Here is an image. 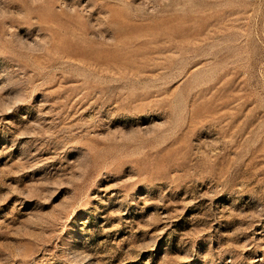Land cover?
<instances>
[{"label": "rangeland", "instance_id": "1", "mask_svg": "<svg viewBox=\"0 0 264 264\" xmlns=\"http://www.w3.org/2000/svg\"><path fill=\"white\" fill-rule=\"evenodd\" d=\"M0 15V264H264V0Z\"/></svg>", "mask_w": 264, "mask_h": 264}, {"label": "clouds", "instance_id": "2", "mask_svg": "<svg viewBox=\"0 0 264 264\" xmlns=\"http://www.w3.org/2000/svg\"><path fill=\"white\" fill-rule=\"evenodd\" d=\"M37 2V0H33V3H36ZM3 17H2V15H0V19H2ZM17 255H22V253H16Z\"/></svg>", "mask_w": 264, "mask_h": 264}]
</instances>
